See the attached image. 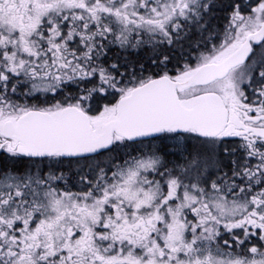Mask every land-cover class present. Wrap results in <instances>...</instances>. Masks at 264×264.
Masks as SVG:
<instances>
[{
	"label": "snow or ice",
	"instance_id": "6c2138e0",
	"mask_svg": "<svg viewBox=\"0 0 264 264\" xmlns=\"http://www.w3.org/2000/svg\"><path fill=\"white\" fill-rule=\"evenodd\" d=\"M0 264H264V0H0Z\"/></svg>",
	"mask_w": 264,
	"mask_h": 264
}]
</instances>
